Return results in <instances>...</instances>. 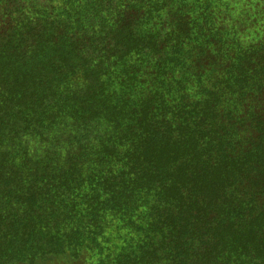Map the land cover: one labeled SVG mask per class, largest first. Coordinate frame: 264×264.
I'll return each instance as SVG.
<instances>
[{"label":"trees","instance_id":"trees-1","mask_svg":"<svg viewBox=\"0 0 264 264\" xmlns=\"http://www.w3.org/2000/svg\"><path fill=\"white\" fill-rule=\"evenodd\" d=\"M264 264V0H0V264Z\"/></svg>","mask_w":264,"mask_h":264},{"label":"rangeland","instance_id":"rangeland-1","mask_svg":"<svg viewBox=\"0 0 264 264\" xmlns=\"http://www.w3.org/2000/svg\"><path fill=\"white\" fill-rule=\"evenodd\" d=\"M95 253L90 250H81L78 255H73L70 251L52 253L37 256L35 259L11 262L10 264H98Z\"/></svg>","mask_w":264,"mask_h":264}]
</instances>
